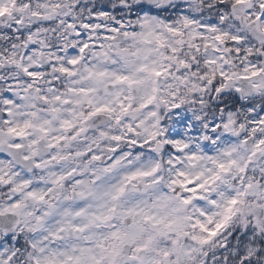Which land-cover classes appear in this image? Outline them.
Here are the masks:
<instances>
[{
  "label": "snow or ice",
  "instance_id": "1",
  "mask_svg": "<svg viewBox=\"0 0 264 264\" xmlns=\"http://www.w3.org/2000/svg\"><path fill=\"white\" fill-rule=\"evenodd\" d=\"M0 264H264V0H0Z\"/></svg>",
  "mask_w": 264,
  "mask_h": 264
}]
</instances>
